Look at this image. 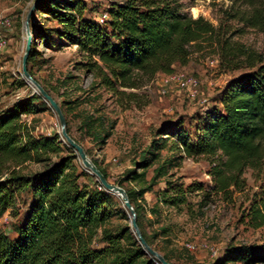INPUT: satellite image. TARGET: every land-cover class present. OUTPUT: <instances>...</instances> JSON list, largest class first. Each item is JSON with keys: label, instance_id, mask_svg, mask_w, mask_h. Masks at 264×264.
I'll list each match as a JSON object with an SVG mask.
<instances>
[{"label": "trees", "instance_id": "16d2710c", "mask_svg": "<svg viewBox=\"0 0 264 264\" xmlns=\"http://www.w3.org/2000/svg\"><path fill=\"white\" fill-rule=\"evenodd\" d=\"M88 11L84 0H41L35 13L57 26L41 33L31 23L33 41L27 65L36 54L34 40L39 37L56 50L76 46L87 58L84 68L109 92L132 102L137 95L126 90L140 89L146 78L176 73L177 66L189 64L191 48L217 37L211 23L182 13V7L173 0L114 2L107 9L109 19L104 24L87 17ZM260 19L264 20L262 12L249 22L256 28ZM256 62L249 67L255 68ZM258 62L261 66L256 72L227 83L219 99L196 121L193 135L181 122L160 127L158 140L136 166L148 168L166 149L175 155L154 170L152 184L185 159L204 157L213 165L209 171L211 189L197 182H167L158 194L160 204L190 211V195L201 194L202 202L209 201L212 194L230 195V188L239 186L246 169L263 167L264 64ZM42 100V96H32L0 113V217L14 209L21 193L31 196L23 222L14 229L16 236L10 238L0 229V264H155L148 260L131 228L118 232L108 229L119 197L106 191L96 177H91V183L80 181L85 175L77 173L75 151L61 141L59 134L33 135L23 117L39 114ZM86 126L96 132L92 123ZM67 132L70 135L68 128ZM95 134L102 143L110 136L109 132L104 137ZM29 162L44 164L45 168L30 175L18 170ZM93 163L108 180L106 171ZM142 177L144 174L130 170L118 185ZM149 190L126 192L142 236L153 248L143 227L140 206L135 205ZM244 218L253 228L264 229V194L253 199ZM96 242L102 246L94 247ZM163 256L170 262L167 255ZM229 262L264 264V243L227 248L217 264Z\"/></svg>", "mask_w": 264, "mask_h": 264}, {"label": "rangeland", "instance_id": "374dc122", "mask_svg": "<svg viewBox=\"0 0 264 264\" xmlns=\"http://www.w3.org/2000/svg\"><path fill=\"white\" fill-rule=\"evenodd\" d=\"M89 11L87 17L98 19L108 7L120 0H84ZM171 1V0H170ZM182 7V13L194 19L202 17L217 30V37L201 42L199 48H191V60L187 66H177L176 72L199 80L196 98L179 91L175 85H165L162 74L152 79L146 78L140 89H128L136 93L132 102L119 99L109 92L100 80L84 68L87 58L76 46L61 50L48 47L42 37L34 40L36 54L28 63V72L61 107L67 121L70 136L78 141L87 152L89 159L97 162L108 174L113 185L134 170L144 174L139 181L129 180L122 184L125 191H140L151 188L135 202L142 214L143 227L151 237L153 249L167 255L171 264H217L229 247L260 245L264 243V229H255L245 219L253 199L264 194V165L261 169H246L238 187L230 188V195L212 194L209 201L202 202L201 194L189 196L190 211L163 206L158 202V194L166 188L167 182L179 181L185 185L201 183L211 189L209 171L213 167L207 158L185 159L179 167L173 168L167 176L152 184L154 170L165 160L174 157L168 149L161 152L159 161L148 168H139L158 140V130L169 122H181L189 134L195 133L196 121L204 110L219 99L220 91L232 79L256 72L264 64V20L253 28L249 19L264 13V0H173ZM35 0H0V14L7 15L12 29L6 32L9 47L0 55V113L36 93L22 76V60L26 47L25 22ZM34 14V15H33ZM31 23L38 26L41 33H49L56 22L33 12ZM33 41V39H32ZM32 46V42H31ZM257 61L255 68L249 67ZM214 61V65L211 62ZM25 84V85H24ZM166 93L163 94V90ZM123 103V104H122ZM41 112L24 116L23 120L34 131L33 135L61 137V126L56 113L43 98ZM94 125L91 132L86 123ZM104 137L103 143L95 133ZM102 139V138H101ZM61 141H63L61 137ZM63 143H65L63 141ZM66 144V143H65ZM77 173L85 175L80 181L91 183L93 174L84 167L76 152ZM65 155V153L63 154ZM55 160V158H54ZM44 164L27 163L18 168L30 175L44 170ZM31 203L28 192L18 196L16 206L0 217V229L14 238L15 227L23 222ZM203 203V206H200ZM116 215L108 224V229L118 232L131 228L132 216L118 198ZM156 211V212H155ZM164 230H167L164 233ZM102 246L95 243L94 247ZM189 246L196 247L191 250ZM212 252H216L213 255ZM160 264L148 255V260ZM227 264H246L229 262Z\"/></svg>", "mask_w": 264, "mask_h": 264}, {"label": "water", "instance_id": "95a60500", "mask_svg": "<svg viewBox=\"0 0 264 264\" xmlns=\"http://www.w3.org/2000/svg\"><path fill=\"white\" fill-rule=\"evenodd\" d=\"M40 1L41 0H35L32 8L28 13L27 20L25 22L26 47L22 60V76L29 84H32L30 86L31 87L33 86V88L36 90L35 92L38 93L40 96H42L50 104L51 108L56 113L61 126V137L63 141L76 152L77 156L82 161L84 167L89 171V173L93 174L96 177L97 181L105 188V190L116 195L121 199L123 205L132 216L131 219L132 229L136 239L139 241V244L142 246L144 252L150 255L151 257H153L154 259L158 260L160 264H171L164 258L163 255H161L159 252H157L151 246H149L148 243L143 238L142 233L137 225L135 210L129 200L127 192L122 187L111 184L101 173V171L96 167V165L89 159L85 149L69 135V133L67 132V121L61 107L28 72L27 61L29 58V54L31 52V42H32V34L30 31L29 22L33 12L36 11Z\"/></svg>", "mask_w": 264, "mask_h": 264}, {"label": "built area", "instance_id": "2783aa9c", "mask_svg": "<svg viewBox=\"0 0 264 264\" xmlns=\"http://www.w3.org/2000/svg\"><path fill=\"white\" fill-rule=\"evenodd\" d=\"M109 19V15L107 12L101 14L98 17V22L100 24H104ZM13 23L11 19L4 14H0V55L9 47V39L6 32H9L12 29ZM214 65V61L211 62ZM175 85V87L181 91L188 93L189 97L194 99L197 97L200 87V82L198 79L192 76H186L182 73H173L171 75H165L164 83L165 85ZM163 94L166 93V89H164ZM191 250H195L196 247L189 246ZM213 255H216V252H212Z\"/></svg>", "mask_w": 264, "mask_h": 264}, {"label": "crops", "instance_id": "0c3cea01", "mask_svg": "<svg viewBox=\"0 0 264 264\" xmlns=\"http://www.w3.org/2000/svg\"><path fill=\"white\" fill-rule=\"evenodd\" d=\"M163 76H165V75H163Z\"/></svg>", "mask_w": 264, "mask_h": 264}]
</instances>
